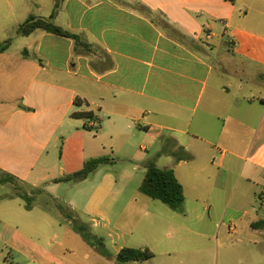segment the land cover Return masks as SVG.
Listing matches in <instances>:
<instances>
[{
    "label": "crops",
    "instance_id": "1",
    "mask_svg": "<svg viewBox=\"0 0 264 264\" xmlns=\"http://www.w3.org/2000/svg\"><path fill=\"white\" fill-rule=\"evenodd\" d=\"M37 5L30 15L49 18L55 0ZM53 21L88 47L16 26L0 54L2 178L58 199L70 149L77 160L102 157L133 128L142 150L170 148L176 160L164 168L181 183L190 161L218 166L211 189L227 209L232 187L264 191V0H62ZM111 182L94 186L84 212H103Z\"/></svg>",
    "mask_w": 264,
    "mask_h": 264
},
{
    "label": "rangeland",
    "instance_id": "2",
    "mask_svg": "<svg viewBox=\"0 0 264 264\" xmlns=\"http://www.w3.org/2000/svg\"><path fill=\"white\" fill-rule=\"evenodd\" d=\"M52 1L0 0V43L16 38V26L38 12V3L49 9ZM141 145L146 140L133 136V128L123 129L114 146L101 147L112 162L99 166L81 189L76 181L63 185L58 199L18 181L0 183V264H133L117 260L120 246L148 249L154 255L136 264H264V229L250 227L264 219L261 186L249 185V192L232 187L235 194L227 209L226 199L211 189L219 167L208 160L190 161L179 169L185 202L174 211L139 187L149 161L164 168L174 165L176 157L168 153L170 148L156 157L161 151L157 146L145 151ZM70 152L63 162L73 174L86 160ZM103 178L112 180L103 212H84ZM20 192L33 196L31 208L16 196Z\"/></svg>",
    "mask_w": 264,
    "mask_h": 264
},
{
    "label": "trees",
    "instance_id": "3",
    "mask_svg": "<svg viewBox=\"0 0 264 264\" xmlns=\"http://www.w3.org/2000/svg\"><path fill=\"white\" fill-rule=\"evenodd\" d=\"M62 0H55L53 12L49 18L38 17L30 15L24 23H22L18 29L17 34L20 36H28L37 29H42L50 33H54L61 36L71 37L76 41V47L87 48L88 44L82 40L79 36L70 33L67 30L59 27L54 23L58 10L61 6ZM12 39H8L0 43V54L5 52L12 43ZM75 117L91 118V112L75 113ZM112 162L110 158L106 156L93 158L87 160L81 170L63 177L57 182L62 181H80L88 178L93 174L99 166ZM17 180L13 176H5L0 179V183L16 182ZM141 193L146 196L163 202L168 205L174 211H180L185 202V191L183 184L177 178L173 169L160 168L154 161H149L146 164V173L139 187ZM40 191V190H35ZM19 198L27 200L28 208H31L30 202L33 199L32 195L26 192H20L16 195ZM260 199H264V191L259 195ZM82 228V226H81ZM252 228L255 230L264 228V219L252 223ZM83 229V228H82ZM154 257L152 252L148 249H140L133 247H123L117 255V259L123 263L142 262L150 260Z\"/></svg>",
    "mask_w": 264,
    "mask_h": 264
},
{
    "label": "built area",
    "instance_id": "4",
    "mask_svg": "<svg viewBox=\"0 0 264 264\" xmlns=\"http://www.w3.org/2000/svg\"><path fill=\"white\" fill-rule=\"evenodd\" d=\"M229 228H230L231 230H234V229H235V228H234V226H231V225H230V227H229Z\"/></svg>",
    "mask_w": 264,
    "mask_h": 264
}]
</instances>
